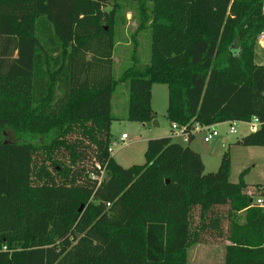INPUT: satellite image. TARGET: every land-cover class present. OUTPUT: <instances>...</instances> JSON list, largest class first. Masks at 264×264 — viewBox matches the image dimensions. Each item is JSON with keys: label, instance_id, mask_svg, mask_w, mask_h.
Returning a JSON list of instances; mask_svg holds the SVG:
<instances>
[{"label": "trees", "instance_id": "1", "mask_svg": "<svg viewBox=\"0 0 264 264\" xmlns=\"http://www.w3.org/2000/svg\"><path fill=\"white\" fill-rule=\"evenodd\" d=\"M111 1L0 0V130L52 137L0 143V264H188L193 211L220 230L222 206L225 264H264V209L245 172L230 182L229 153L208 174L171 136L148 141L143 165L110 154L118 82L129 83L130 120L153 121L152 87L166 84L172 126L256 117L239 144L264 147V0H124L147 4L151 61L118 81Z\"/></svg>", "mask_w": 264, "mask_h": 264}, {"label": "rangeland", "instance_id": "2", "mask_svg": "<svg viewBox=\"0 0 264 264\" xmlns=\"http://www.w3.org/2000/svg\"><path fill=\"white\" fill-rule=\"evenodd\" d=\"M151 6V4H148ZM147 4L134 1L112 0L104 11L112 12L113 28V79L120 77L128 68L137 65L140 68L150 64L151 61V21L144 18V9ZM110 16V15H109ZM106 25L108 24L105 21ZM109 25V24H108ZM263 46L256 42V62L264 64ZM240 48V45H237ZM134 58L137 61H134ZM129 83L118 82L112 98L111 145L110 154L124 168L146 163V150L148 141L174 135L172 124L168 119V86L166 84H154L152 87L151 106L155 113V119L147 124H142L129 119ZM60 95V93H58ZM248 122L236 123L237 134H231V122L215 126L219 132L217 137L209 143L204 142V134L198 135L196 141L191 144L203 152L205 173L218 171L225 153L231 158L230 182L238 183L240 175L244 174V181L249 184L246 193L253 195L254 202L259 195L258 185H264V147L246 146L239 144L243 138L252 132ZM128 139L121 140L123 134ZM174 137V136H173ZM185 147L181 137L174 138ZM226 139V140H225ZM50 136L25 135L15 133L12 129L0 130V143H22L30 141L36 145L50 143ZM174 140V141H175ZM176 142V141H175ZM180 143V144H181ZM114 154V155H113ZM59 156L62 153H58ZM61 158V157H60ZM67 162H69L67 160ZM106 170L102 171V178L106 177ZM230 206L216 207V214L221 218V229L209 227L210 219L206 221L207 227H202L200 210L193 211L192 236L197 235L196 241L188 249V264H225V247L229 244L227 232L230 226L228 213ZM233 220L244 222V214H235Z\"/></svg>", "mask_w": 264, "mask_h": 264}, {"label": "built area", "instance_id": "3", "mask_svg": "<svg viewBox=\"0 0 264 264\" xmlns=\"http://www.w3.org/2000/svg\"><path fill=\"white\" fill-rule=\"evenodd\" d=\"M258 42L263 46L264 48V32H262L259 35L258 38ZM236 123L238 122H231V130L230 133L231 134H237V128H236ZM248 124L250 131L256 132L259 130V128L261 127V122L258 118L254 117L250 122L246 123ZM172 130L175 132L174 136L176 137H181L183 138L184 142H188L190 140V136L191 135H196L198 133H203L204 134V140L205 142L209 143L213 140L214 137H217L219 135V132L215 129V126L211 125V126H203L199 123H195L192 128H190L188 131H186L185 127H182L178 124H174L172 126ZM128 135L127 134H123L121 137L122 141H125L126 139H128ZM256 204L258 206H260L261 208L264 209V198L263 197H257L256 198Z\"/></svg>", "mask_w": 264, "mask_h": 264}, {"label": "crops", "instance_id": "4", "mask_svg": "<svg viewBox=\"0 0 264 264\" xmlns=\"http://www.w3.org/2000/svg\"><path fill=\"white\" fill-rule=\"evenodd\" d=\"M263 48V47H262ZM264 49V48H263ZM129 99H130V95H129ZM125 134V133H124ZM201 134H203V133H198V134H196L195 135V138H194V140L193 141H191V142H189V143H187V144H189V147L193 150V151H196V152H198V153H200L201 154V156H202V158H204V155H203V152H201V151H199L197 148H194V147H192L191 146V144L193 143V142H195L196 141V138H197V136L198 135H201ZM173 134H171V137L173 138V140H175L174 138L176 137V136H174ZM226 140V139H225ZM176 142H178V143H181L180 141H177V140H175ZM183 142H184V140H182ZM204 142H205V140H204ZM184 143H186V142H184ZM182 144V143H181ZM183 145V144H182ZM184 146V145H183ZM114 155V154H113ZM249 185V184H248Z\"/></svg>", "mask_w": 264, "mask_h": 264}, {"label": "water", "instance_id": "5", "mask_svg": "<svg viewBox=\"0 0 264 264\" xmlns=\"http://www.w3.org/2000/svg\"><path fill=\"white\" fill-rule=\"evenodd\" d=\"M167 183H168V181H167Z\"/></svg>", "mask_w": 264, "mask_h": 264}]
</instances>
